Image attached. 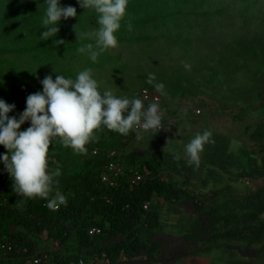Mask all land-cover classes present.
<instances>
[{
  "label": "trees",
  "instance_id": "obj_1",
  "mask_svg": "<svg viewBox=\"0 0 264 264\" xmlns=\"http://www.w3.org/2000/svg\"><path fill=\"white\" fill-rule=\"evenodd\" d=\"M12 17L17 15L12 11H0V28L8 27ZM39 18L40 14L35 13L32 21ZM2 38L10 37L2 35ZM155 41L164 59L135 55L133 71L139 73L140 79H148L149 74H153L155 80L150 84L151 88L155 82L163 81L170 86L171 96L185 95L189 80L181 76L187 70L180 63L181 53H170ZM235 44L232 73L237 81L228 87L219 104L220 111L233 119L245 121L251 114L260 118V123L248 132L249 143L232 147L227 137L211 135L197 166L175 156H170L168 161H156L153 157L134 152L126 154L123 151L132 141L131 132L125 136L103 126L94 131L92 147L102 151L96 157L90 154L92 148L89 146L85 154H77L70 147H63L56 138L49 148L48 167L50 171L59 167L61 175L55 178L59 183L53 185V193L60 191L67 201L58 211L48 209V201L39 197L20 198L13 190V181L4 164L0 162V242L14 247L12 259L0 261V264H24L27 256L38 247L37 238L43 232L60 243V249L49 254L50 264H70L82 250L90 256L105 253L113 262L123 255L127 264H171L172 258L176 262L174 255L179 259L183 255L174 252L175 247L171 250L172 240L166 237V232L179 230L181 235V227L183 243L192 244L191 247L195 245L198 255L213 248L226 247L227 243L216 241L221 236L227 238V242L231 239L234 243L245 244L247 249L253 241L263 239L264 186L249 187L245 193L230 186L223 187L222 191L213 189V180L218 174L245 179L264 176V29L253 25L249 35L242 36ZM204 52L212 64L219 63L220 59L208 48ZM119 70L120 67L118 73ZM9 73V65L1 69L0 99L15 104L9 116L19 117L26 108L27 96L42 91L43 85L40 83L33 89V77L28 87H17L13 74ZM118 73L113 78L115 81H109L110 84L121 86L124 83L126 78L122 72ZM28 127L30 122L22 125L21 130ZM255 148L259 151L254 152ZM110 149L122 152L123 171L115 188H109L100 181L108 161L105 151ZM6 152L0 145V155ZM135 171L142 173L143 180L131 187L128 180ZM200 178L199 184L194 182ZM181 179L184 182L181 183ZM205 187L208 191L203 192ZM148 202L151 206L145 211L143 207ZM187 206L194 208V217L183 214ZM219 224L232 229L219 234L215 229ZM93 226L102 228L103 235L90 238L87 233ZM206 246L209 247L204 248ZM25 248L28 253H24Z\"/></svg>",
  "mask_w": 264,
  "mask_h": 264
},
{
  "label": "rangeland",
  "instance_id": "obj_2",
  "mask_svg": "<svg viewBox=\"0 0 264 264\" xmlns=\"http://www.w3.org/2000/svg\"><path fill=\"white\" fill-rule=\"evenodd\" d=\"M60 5L75 7L77 16L62 19L58 24V35L43 41L40 36L46 30L41 26L47 7L45 0H0V11H12L17 15L11 18L8 27L0 28V81L1 69L7 68V65L17 87H28L34 77L33 89L47 75H52L53 79L58 74L74 79L79 71L91 69L101 92L110 89L117 97L132 99L142 88H151L146 77L140 79L139 73L133 71V67H136L134 56H155L163 60L164 55L156 48L157 40L168 52L181 53L180 63L187 68L181 76L189 80L188 88L185 95L174 97L170 95L168 84L155 82L164 85L160 92L155 87L153 89L160 96L158 104L165 132L162 137L156 133L142 135L141 139H137L136 135L131 136L132 141L123 152L146 155L156 161H168L170 156L188 161L186 145L197 133L203 134L205 131L227 137L232 147L249 143L248 132L260 123V118L251 114L245 121L233 119L220 111L219 101L227 93L228 87L237 81L232 73L233 49L237 48L235 43L242 36H248L253 25H260L264 29V0H128L126 17L116 33L118 47L101 54L95 63L86 54L77 51L82 45L94 43V40L77 41L74 26L81 33L94 30L98 27L96 13L81 8L78 0H60ZM35 13L40 14V18L33 22ZM129 23L132 25L131 31L128 30ZM2 35L10 38H2ZM57 39L64 40L65 44L55 47L53 41ZM205 48L220 59L219 63L209 61ZM125 63L127 65L123 67ZM200 66L203 68L200 69ZM121 72L126 78L124 83L121 86L110 84V80L115 81L116 73L119 75ZM96 138L99 139L98 136ZM258 151L255 148L254 152ZM203 152L204 149L199 154V161ZM252 164L255 165L254 161ZM239 179L218 174L213 180V189L230 186L246 191V187L238 183ZM201 180L194 182L199 184ZM249 181L253 186H264V176ZM207 189L205 187L203 192ZM187 207L185 213L190 218L194 217V208ZM230 229L231 226L216 228L222 235ZM220 239L225 241L223 236ZM170 247L172 250L173 245ZM186 249L184 247L183 250ZM258 249L259 245L254 251L243 254L242 247L232 243L228 249L215 251L211 258H193L186 254L179 264H264V245L259 249L261 253ZM249 255L254 257L243 258Z\"/></svg>",
  "mask_w": 264,
  "mask_h": 264
},
{
  "label": "clouds",
  "instance_id": "obj_3",
  "mask_svg": "<svg viewBox=\"0 0 264 264\" xmlns=\"http://www.w3.org/2000/svg\"><path fill=\"white\" fill-rule=\"evenodd\" d=\"M45 2L47 7L41 26L46 30L40 36L43 41L58 35L60 31L58 24L62 19L77 16L75 7H62L60 0H45ZM78 3L81 8L91 9L97 15L96 23L98 27L90 32H78L76 25L74 26L77 41L83 39L94 40V43L82 45L77 51L80 54H86L95 63L101 54L118 47L116 33L126 17L128 0H78ZM128 30H132L130 23L128 24ZM53 44L55 47H59L64 45L65 41L57 39L53 41ZM154 80V75L149 74L147 82L152 84ZM40 82L43 85V90L27 96L26 108L19 117L9 116V113L15 109V104H9L0 99V145L7 150L6 154L0 155V162L4 164L5 170L13 181V190L20 198L35 199L39 197L44 199L48 201L46 206L51 211H58L60 206L67 202L60 191L53 194V185L59 183L55 178L61 175L59 167L53 171H50L48 167L49 148L54 139L59 138L63 147H70L77 154H85L86 148L89 146L92 148L90 154L96 157L102 151L97 147H92V140L95 139L94 131L102 126L109 131L125 136L131 132L132 136L136 135L137 139H141L142 135L150 133H156L162 137L165 132L158 104L160 101L144 105L143 101L137 98L144 89L156 92L153 88H142L137 96L132 99L117 97L110 89L100 91L99 82L94 78L91 69L79 71L74 79L65 78L63 75L58 74L55 79L52 75H47ZM154 87L160 92L163 90L164 85L155 84ZM158 97L160 98L159 95ZM26 122H30V127L21 130V126ZM210 137L211 132L209 131H205L203 134L197 133L186 145L185 151L189 157L188 163L190 165L193 163L199 165V154L203 151L204 145L209 142ZM94 149L99 151L98 155H93ZM109 151H115L119 154V164L121 166L120 174L118 177L113 178V185H109L102 180V176L106 171L105 167L111 161L107 156ZM105 155L108 161L104 165L100 181L109 188H115L117 179L123 171L122 152L110 149L105 151ZM136 173H139V171H135L128 180L131 187H135L143 180L141 179V181L132 185L131 181L135 178ZM139 174L142 176L141 172ZM201 178L203 179V177ZM249 180L252 179L240 177L238 183L245 186L246 191L236 190L245 193L249 191V187L253 188L254 186ZM222 188L218 189L221 190ZM155 201H158V199H155ZM17 206H20V201L17 202ZM150 206L151 203L148 202L143 208L148 211ZM183 214L188 215L185 212ZM222 226V224L216 225L215 229ZM180 229L182 230L181 235L179 230L173 231L172 229L166 232L167 235L165 234L166 237L172 240L171 245L175 247L174 252L177 253L182 250L184 253H177L183 255L180 259L174 255L176 262L172 258L171 264H179L186 254L193 258L205 256L211 258L215 251L228 249L232 243L241 246L243 254L254 251L258 245L259 249L264 245V238L253 241L248 249L245 244L234 243L231 239L227 242V238H224L225 241H222V239L216 241L221 244L227 243L226 247L213 248L202 252V255H198L195 245L191 247L192 244L183 243V228ZM103 232L102 228L93 226L88 229L87 234L90 238H93L103 235ZM37 239L39 241L38 247L34 249L32 254L27 256L24 264H50L49 254L60 249L59 241L50 238L46 232L40 234ZM176 247H179V249L176 250ZM184 247H187L185 251L183 250ZM259 249L258 251L261 253L262 251ZM13 251L14 247L12 245L0 242V261H10ZM28 252L25 248L24 253ZM253 257L249 255V257L243 258ZM126 261L127 259L123 255L113 262L105 253L101 256H90L85 250H82L78 254V258L72 260L70 264H127ZM139 264L141 263L139 262ZM152 264L156 263L152 262Z\"/></svg>",
  "mask_w": 264,
  "mask_h": 264
},
{
  "label": "built area",
  "instance_id": "obj_4",
  "mask_svg": "<svg viewBox=\"0 0 264 264\" xmlns=\"http://www.w3.org/2000/svg\"><path fill=\"white\" fill-rule=\"evenodd\" d=\"M141 99L144 105H149L151 103H158L159 97L156 92L149 91L144 89L140 92L137 97ZM89 144V143H88ZM99 151L97 149L93 150V155H98ZM108 158L111 160L105 167V173L102 176V180L109 185H113V178L118 177L121 171V166L119 164V154L115 151H109L107 153ZM142 176L139 173H136L135 178L132 179L131 184L135 185L137 182L141 181ZM35 262H37L35 260Z\"/></svg>",
  "mask_w": 264,
  "mask_h": 264
}]
</instances>
